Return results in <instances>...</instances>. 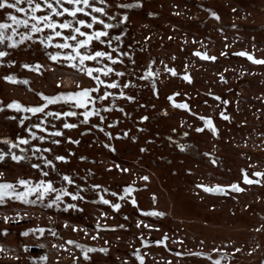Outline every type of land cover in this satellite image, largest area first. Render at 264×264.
<instances>
[{
    "label": "rangeland",
    "instance_id": "1",
    "mask_svg": "<svg viewBox=\"0 0 264 264\" xmlns=\"http://www.w3.org/2000/svg\"><path fill=\"white\" fill-rule=\"evenodd\" d=\"M94 3L105 12L93 14L113 27L104 29L97 22L82 31H107L101 39L111 40V47L93 40L87 50L108 51L119 59L85 63L114 68L107 76L94 73L107 84H97L59 58L52 60L62 38L41 44L48 29L15 46L7 40L0 44V51L7 52L0 57V153H5L0 183L23 191L19 179L29 186L51 180L55 188L83 197L64 196L60 207L48 206L55 193L35 204L6 197L0 203V264H141L138 256L143 264H213L220 258L221 264H264V63L255 62L264 61V0ZM21 6L28 8L26 0ZM9 12L27 18L4 8L0 22L12 23ZM77 16L91 21L83 13ZM53 18L71 19L67 14ZM29 28L20 25L6 35L20 41ZM112 81L117 87L108 86ZM83 88L98 89L93 97L112 93L87 105L96 113L87 122L85 108L75 107L74 100L47 104L43 99ZM14 101L25 108L47 107L33 114L8 108ZM67 111L77 115H45ZM209 119L214 130L203 122ZM64 123L76 127L64 128ZM57 131L62 135L52 134ZM41 135L46 139L39 140ZM21 138L29 144H20ZM32 145L50 151L33 155ZM12 153L26 158L13 160ZM64 175L73 183L64 181ZM216 186L223 190H206ZM116 203L118 209L112 207ZM67 204L76 208L66 209ZM154 211L163 215H152ZM39 228L45 232L29 231ZM69 240L94 249L89 259ZM45 255L46 261L38 259Z\"/></svg>",
    "mask_w": 264,
    "mask_h": 264
},
{
    "label": "snow or ice",
    "instance_id": "2",
    "mask_svg": "<svg viewBox=\"0 0 264 264\" xmlns=\"http://www.w3.org/2000/svg\"><path fill=\"white\" fill-rule=\"evenodd\" d=\"M24 2V0H0V9L9 8V9H15L19 13H25L27 18H21L17 15L12 14L9 12L7 14L8 19L12 22L11 24L6 22H0V44H3L6 40L10 42L9 46H15L16 43H19L25 39L32 38L33 33H41L44 31V29H48L49 33L46 37V39H41L40 43L48 45H52L54 42V37H61L62 42L55 43V47L58 49L55 53L50 55V58L52 60H57L58 58L62 60V62L68 63L71 67L76 68L79 72L86 74L87 76L91 77L93 80L97 82V84H107L108 82L105 80H102L100 75H94V73H100L104 76L109 75L110 73L114 72L115 69L110 67L108 64H104L102 67H90L86 65V61H96L97 63H100L103 58H107V60L112 61L113 64L116 63V61L119 59V57H114L111 52L103 51V50H96L94 52L88 51V47L90 46L91 42L93 40L100 41L101 43H107L109 47H111V40H102V37H107L108 32L104 30H93L91 32L88 31H82V27H86L87 29H93V25L95 23H99L104 26V29H108L113 27L111 24H106L104 20L100 19L97 15H94L93 12L96 13H104L105 9L103 7H96L94 0H42V2H37V0H26V3L28 5V8L22 7L21 4ZM65 3L70 5V7H65ZM101 3H103V0H101ZM82 5V6H81ZM123 7H131V5H123ZM47 10L45 14L38 15L37 13L42 10ZM86 9H91L92 11H86ZM78 13H83L86 16L91 17V21L84 18H79L77 16ZM65 14L71 17V19H63L62 21L56 20L53 18L55 17H63ZM213 16H215V13H212ZM218 18V17H217ZM127 19V17H125ZM13 25H16L17 27L20 25H23L25 27H29V31L25 32L21 35L20 41H15L13 39L12 35H6V30L11 29V32L15 34L17 32V27H13ZM59 29V30H58ZM69 30L68 34H65L62 30ZM117 41L120 39L119 36L114 37ZM67 49L68 51H62ZM115 51V50H114ZM197 55H201L200 53H196ZM7 55V52L0 51V57H5ZM241 55H248L247 53H241ZM249 59H253L251 55H248ZM214 59V58H212ZM257 63H264V61H255ZM24 67H31L30 65H24ZM173 71L174 70H169ZM149 75L152 73L149 72ZM117 75H123V73H117ZM186 79L188 77H185ZM6 80L12 81L14 78L12 76L5 77ZM23 83L27 84L28 81L25 80ZM109 87L115 88L117 87V84L115 81H112L110 84H108ZM79 87V85H77ZM93 91H98V89H90V88H83L76 92H68V93H61L58 97H49V96H43V99L47 102V104L55 103L58 99H64V100H74L75 101V107H83L85 108V111L82 113L85 122L88 121L89 117L96 114L95 108L88 109V104L95 103V100H103L109 95H112V93H109L105 91L102 96H95L93 97L91 93ZM43 95V94H41ZM121 96H124V92H120ZM128 99H133V97H128ZM171 99V97H169ZM47 104L36 106V107H23L18 102H12L7 105L8 108H16L17 110H20L23 108L26 112H31L33 114L36 113H42L44 112L45 108L47 107ZM179 107L186 108V104H181ZM47 116H54L57 119L61 116H75L77 115L74 111H67V112H47L45 113ZM103 119V117H101ZM23 123V121H21ZM208 126L211 128V120L209 119L207 121ZM35 128H42V124H36L34 125ZM64 128H73L76 127L74 124L70 123H64ZM44 131H47V128L43 129ZM53 135H62L60 132H54ZM32 138H37V134L35 132H31ZM39 140L43 141L46 139L45 136H39ZM8 143L11 144L14 148H19L20 144H29V140L27 138H21L20 144H13L11 141H8ZM53 143H59V141H53ZM32 148L34 149L33 155H35L37 152L42 151H50V149H40L36 145H32ZM21 152L26 151V149L21 148ZM5 153H0V159L4 158ZM12 159L19 161L21 159H24L26 157L16 155L15 153H12ZM44 163L53 166V161L48 160L46 158H43ZM55 160L63 161L66 158L64 156H56L54 158ZM33 167L39 168L40 165L36 164L33 165ZM42 175L47 176L48 173L42 171ZM255 175L260 176L261 173H255ZM64 181H67L69 184L73 183L72 179L68 175H64L62 177ZM143 179H147V177H143ZM245 182L251 183L252 181L249 180L247 175L244 176ZM19 185L25 186L23 191H17L16 187L12 183H0V203L5 202L6 197H10L15 200H20L24 203H33L35 204L37 201L43 202L46 198V196L49 193H55V197L49 201L48 206L55 205L56 207H60V202L64 196H71L73 200L76 199H83L82 196H80L79 192L72 193L68 192L67 189L61 188L57 189L54 187L53 182L51 180H40L35 186H29L30 182L25 179H19L17 181ZM94 187H99V185H94ZM233 189L240 191L241 189L238 187V185L233 184L230 185ZM207 191H222L223 189L220 186H216L215 189L208 188ZM105 191H107L105 189ZM126 193L131 191V188H126L124 190ZM36 194V199L30 200L28 199L29 196ZM113 195H116L113 193ZM100 199L105 204H109L110 201L105 199L103 196H100ZM133 203H135V200H133ZM112 207L115 209H118L120 205L118 203L112 204ZM69 208H76L75 204H67L66 209ZM152 215H163V213L160 212H152ZM6 221L8 217L4 218ZM99 226V225H98ZM29 231H37L40 234H43L45 232L44 228L39 229H33ZM4 232L6 233L7 230L5 229ZM27 233H25L26 235ZM56 233H53L55 235ZM95 238V237H93ZM68 244H73L77 248H80L83 252L84 258L87 260L88 252L94 251V249L87 248L84 245L76 243V241L69 240L67 242ZM157 243H161V241H158ZM63 247V245H61ZM101 251H104L101 249ZM40 261H46L47 256H40L38 258ZM138 259H140L141 264H143V257L138 256ZM209 259H211L209 257ZM221 259H216L213 264H221Z\"/></svg>",
    "mask_w": 264,
    "mask_h": 264
},
{
    "label": "flooded vegetation",
    "instance_id": "3",
    "mask_svg": "<svg viewBox=\"0 0 264 264\" xmlns=\"http://www.w3.org/2000/svg\"><path fill=\"white\" fill-rule=\"evenodd\" d=\"M207 121H208V120H203L205 126H206L207 128H209L210 130H214V124L212 123V121H211V124H212V127H211V128L208 126Z\"/></svg>",
    "mask_w": 264,
    "mask_h": 264
}]
</instances>
